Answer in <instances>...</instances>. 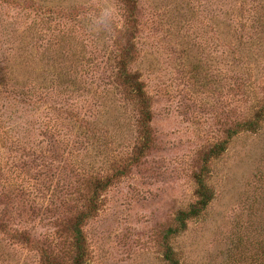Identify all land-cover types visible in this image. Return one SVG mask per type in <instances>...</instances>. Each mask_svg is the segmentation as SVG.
<instances>
[{"label":"rangeland","instance_id":"rangeland-1","mask_svg":"<svg viewBox=\"0 0 264 264\" xmlns=\"http://www.w3.org/2000/svg\"><path fill=\"white\" fill-rule=\"evenodd\" d=\"M0 0V264L61 263L93 178L131 159L137 112L115 78L131 65L151 98L153 146L82 226L87 264H166L161 238L194 197L201 154L264 98V0ZM214 197L170 244L181 264H264V122L210 163Z\"/></svg>","mask_w":264,"mask_h":264},{"label":"trees","instance_id":"trees-1","mask_svg":"<svg viewBox=\"0 0 264 264\" xmlns=\"http://www.w3.org/2000/svg\"><path fill=\"white\" fill-rule=\"evenodd\" d=\"M129 8V18L133 17V10L136 8L135 0H123ZM137 49L134 43L132 29L126 36L125 43L121 46L119 57L116 63L115 78L120 86L125 98L131 102L137 112L138 142L134 147V152L127 164L103 177H95L89 185V193L85 206L77 212L69 223L70 242L72 256L70 263L67 264H87L88 247L82 226L85 221L94 215L101 204L100 197L114 182L129 171L131 165H136L141 158L146 155L153 146V129L151 126L152 110L151 98L146 91L145 83L141 80V74L137 70H132L131 65L136 59ZM264 122V98L259 99L256 108L249 118L235 121L225 130L223 140L213 144L205 150L200 157L197 169L193 172L195 183L194 201L186 209H179L174 217V223L169 225L163 232L161 238L162 258L166 264H181L177 253L170 244L172 238L178 236L187 229L189 221L197 220L207 210L213 197L214 191L209 183L210 163L219 158L228 148L229 143L234 137L244 132H257ZM7 225L0 219V229L7 231ZM17 242L25 243L28 246L40 250L41 259L44 264H63L53 257L51 252L41 245L25 231L13 230L9 232Z\"/></svg>","mask_w":264,"mask_h":264}]
</instances>
